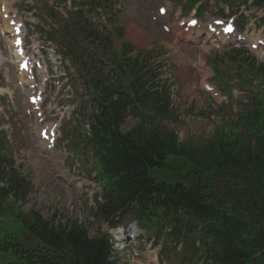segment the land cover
Instances as JSON below:
<instances>
[{
    "label": "trees",
    "instance_id": "trees-1",
    "mask_svg": "<svg viewBox=\"0 0 264 264\" xmlns=\"http://www.w3.org/2000/svg\"><path fill=\"white\" fill-rule=\"evenodd\" d=\"M149 100L137 93L108 98V111L96 117L95 150L108 187L115 185L111 209L134 201L180 212L212 234L214 264H264V109L240 131L195 146L179 144L156 119L166 113L165 106L151 113ZM130 102L142 121L122 134L117 123ZM1 162L0 178L8 177L9 189H0V216L13 213L19 219L13 232L0 227L1 263L111 264L105 237L89 239L77 225L53 226L34 212L4 207L8 191L25 196L31 186L17 172L6 173ZM177 168L191 171L192 178L179 181ZM154 176L166 182L156 183Z\"/></svg>",
    "mask_w": 264,
    "mask_h": 264
},
{
    "label": "rangeland",
    "instance_id": "rangeland-1",
    "mask_svg": "<svg viewBox=\"0 0 264 264\" xmlns=\"http://www.w3.org/2000/svg\"><path fill=\"white\" fill-rule=\"evenodd\" d=\"M169 1L175 5L184 2V0ZM56 3H58L57 6L63 7V0H54L53 2L52 0H39V4L35 2L33 6L38 8L36 14L38 19L42 21L46 18L49 23L51 21L49 16L53 11V5ZM114 3L116 9H122L120 17L117 19L124 29L126 40L136 46V49L144 55L150 56L149 62L152 67L157 64L163 65L160 79L166 80L167 87L170 86V91L174 93L175 99L173 103L176 106L178 116V118L167 119L166 126L176 131L182 140H186L188 137L193 140L199 137L209 138L223 117L231 118L235 115L239 108L236 101L240 100L242 95H238L234 100H229V103H232L231 108L222 114L219 113L216 106L206 97L207 95L199 91L195 84L196 78L193 70L196 65L195 54L204 47L177 46V48H171L158 39L151 40L148 43L143 40L133 39L129 35L132 11L142 14L144 11L143 5L140 4L139 0L137 2L134 0H114ZM20 7L25 8V4L22 2ZM255 10L250 9L249 11L253 17L257 16V14L260 17L261 13ZM54 12L58 16L57 11L54 10ZM103 15H105L104 11ZM136 16L138 17V15ZM128 20H130V23ZM255 27L256 31L264 34V24L258 22ZM98 28L103 31L108 26ZM0 48L5 58L7 60L10 59L8 45L1 36ZM208 50L210 58V55L215 51L210 48ZM177 56L183 57L182 63L177 59ZM262 62L264 61L256 59L253 64L257 66ZM224 67L227 68L228 65ZM224 67L222 70L225 71ZM189 68L192 70H189ZM231 75L232 73L229 75V79ZM0 84L6 86V90L4 89L5 93L0 95V130L2 132L0 150H2L6 160L5 168L18 170L22 176L31 182L33 187L25 199H17L16 204L23 211L37 210L46 219H49L53 214H57L55 220L58 222L76 219L85 220L90 210V202H87V196L84 192L86 190L90 191L91 188H75L72 183L63 182L50 171L48 164L40 157L32 142V137L29 135V124L21 108V97L18 92L19 89L16 87V79L13 77V69L7 62L0 63ZM160 84H163V82ZM257 85L258 82L253 86ZM133 123L134 120L128 117L122 129L127 130ZM68 133L70 134V130H68ZM71 141L77 142L74 138H71ZM69 154L67 163L76 169L75 172L71 171L76 178L75 180L87 178L93 181L95 171L93 170L92 160L85 158L79 151H72ZM35 159L39 160V166L34 163ZM96 190L94 189L93 191L95 192ZM70 207H72L71 210H69ZM113 257L117 264H139L126 251L121 250L120 247L114 249Z\"/></svg>",
    "mask_w": 264,
    "mask_h": 264
},
{
    "label": "bare ground",
    "instance_id": "bare-ground-1",
    "mask_svg": "<svg viewBox=\"0 0 264 264\" xmlns=\"http://www.w3.org/2000/svg\"><path fill=\"white\" fill-rule=\"evenodd\" d=\"M144 1H146L147 4L151 2V0H144ZM132 17H134V14H132ZM138 17L142 21L147 20L145 13L139 14ZM128 22L130 23V20H128ZM129 35H131L130 37L133 39L143 40L146 43H148L151 39L156 38L160 42L164 43L167 47H171V48L175 47L173 39L167 36L166 34L162 33L160 29L157 27V25L152 23H148V30L147 32H145L141 28H139L133 20H131V24L129 26ZM172 53H174V51H172ZM177 59L180 61V63H182L181 62L183 59L182 56H177ZM34 163L37 164L36 166H39V160L35 159Z\"/></svg>",
    "mask_w": 264,
    "mask_h": 264
},
{
    "label": "snow or ice",
    "instance_id": "snow-or-ice-1",
    "mask_svg": "<svg viewBox=\"0 0 264 264\" xmlns=\"http://www.w3.org/2000/svg\"><path fill=\"white\" fill-rule=\"evenodd\" d=\"M193 23H195L194 21H193ZM230 30V29H229Z\"/></svg>",
    "mask_w": 264,
    "mask_h": 264
}]
</instances>
